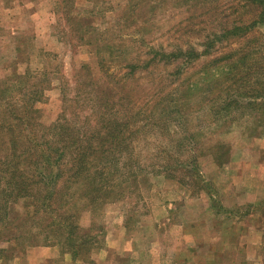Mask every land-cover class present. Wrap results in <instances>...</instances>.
Segmentation results:
<instances>
[{"label":"rangeland","instance_id":"374dc122","mask_svg":"<svg viewBox=\"0 0 264 264\" xmlns=\"http://www.w3.org/2000/svg\"><path fill=\"white\" fill-rule=\"evenodd\" d=\"M237 1L0 0V81L17 84L4 93L13 117L33 120L34 138L63 110L76 120L82 109L81 123L106 99L148 173L140 195L77 201L86 242L75 257L44 232L34 238L15 209L8 228L0 223V264H264V27L219 39L180 74L150 58L160 48L201 52ZM235 60L243 67L215 72ZM199 75L201 88L185 95ZM30 85L40 93L33 115L17 102Z\"/></svg>","mask_w":264,"mask_h":264},{"label":"trees","instance_id":"16d2710c","mask_svg":"<svg viewBox=\"0 0 264 264\" xmlns=\"http://www.w3.org/2000/svg\"><path fill=\"white\" fill-rule=\"evenodd\" d=\"M237 2L239 6L231 12L232 17L213 32V38L207 37L201 52L193 45L185 48L175 46L170 51L160 48L153 50L150 55L152 62L163 66L175 65L180 74L194 61L207 55L209 46H215L219 39L232 42L246 37L257 26L264 27V0ZM245 58L247 56L240 59L244 67ZM242 65L239 66L235 60L228 66L214 65V69L218 73L219 69L227 68L229 73ZM23 76L29 80L37 77H29L25 73L19 78ZM201 82L202 75H199L192 83H188L185 95H192L199 90ZM12 85L17 86L16 83ZM12 85L0 81V109L4 113L8 112L0 118V223L8 228L10 223L4 218L17 209L18 215L15 216L24 214L21 226L26 228L32 225L37 229L34 238L44 232V242L64 246L75 257L86 242L77 221V201L84 199L97 204L112 196L119 198L135 191L140 195L138 184L148 182V173L144 172L143 165L137 159L134 160V133L126 136L124 130L129 125L124 119L114 116L106 99L97 97L88 116L81 113V123L77 120L82 109L74 113L76 120L67 117L63 110L55 122L43 127L45 131L39 137L32 138L33 128L31 130L30 126L36 123L25 119L23 114L18 113L13 117L9 106L13 107L16 101L4 97L7 95L6 90L13 89ZM36 94L40 95L38 89L30 85L24 94L27 100L17 101L25 106L24 113L32 112L33 115L39 110L35 103L40 100V96ZM67 101L73 106L75 96L69 97ZM20 108L17 103V109ZM23 123L25 129L20 131ZM187 162L188 159L183 157L179 167ZM162 166L167 169V165ZM51 168H55L56 172L51 173ZM192 171L199 174L194 165ZM168 177L174 178L171 175Z\"/></svg>","mask_w":264,"mask_h":264},{"label":"crops","instance_id":"0c3cea01","mask_svg":"<svg viewBox=\"0 0 264 264\" xmlns=\"http://www.w3.org/2000/svg\"><path fill=\"white\" fill-rule=\"evenodd\" d=\"M55 250L56 249H54V250H52V249H50V247H46L45 249H42V252L43 253H50V254H55Z\"/></svg>","mask_w":264,"mask_h":264}]
</instances>
